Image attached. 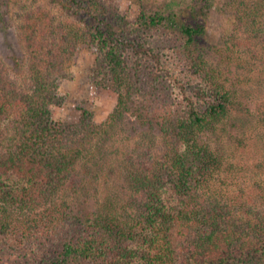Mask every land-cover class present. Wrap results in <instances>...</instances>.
<instances>
[{
    "label": "trees",
    "instance_id": "obj_1",
    "mask_svg": "<svg viewBox=\"0 0 264 264\" xmlns=\"http://www.w3.org/2000/svg\"><path fill=\"white\" fill-rule=\"evenodd\" d=\"M36 1L17 9L16 31L31 53L24 83L0 61V236L31 243L33 264H264V195L257 201L242 190L218 193L228 166L209 142L232 110L250 111L226 68L242 71L257 56L263 64L264 0H224L232 27L216 43L204 39L206 5L172 0L168 9L142 10L131 22L116 0ZM136 30L176 40L203 109L188 98L181 113L165 107L157 93L162 54L132 38ZM91 46L98 53L92 81L117 93L116 106L99 124L86 108H78L75 121H57L53 107L63 98L56 79L79 48ZM130 110L127 127L137 136L117 156L119 194L106 195L83 217L57 212L62 192L95 177L92 150L105 135H121ZM253 110L244 115L264 134V103ZM38 211L39 219L20 226L12 216Z\"/></svg>",
    "mask_w": 264,
    "mask_h": 264
},
{
    "label": "rangeland",
    "instance_id": "obj_2",
    "mask_svg": "<svg viewBox=\"0 0 264 264\" xmlns=\"http://www.w3.org/2000/svg\"><path fill=\"white\" fill-rule=\"evenodd\" d=\"M25 1L28 0H0V14H3L4 18V23L0 21V61L8 74L16 77L21 84L24 83L25 72L27 73L31 57L27 40L16 31L17 9ZM29 1L37 3L36 0ZM39 1L44 2V0ZM171 1L140 0L138 3L134 0H116L114 4L122 16L133 22L142 10L152 13L166 7L168 9V4ZM174 1V4L186 8L193 3L196 6L206 5L209 7L206 15L207 29L204 36L207 43H216L221 35L230 32L232 17L224 5V0ZM53 6L52 4L51 7ZM53 12L55 15H59L56 9ZM133 34L132 38H137L145 45L149 41L153 52L162 54L163 60L159 68V80L162 79V86H158L157 93L164 103L168 104L164 106L170 107L169 110L177 109L181 113L185 110L186 98H188L194 102L197 109H203L202 101L194 97L198 85L197 80L190 69L186 67L176 40L167 33L164 35L161 31L155 30L143 32L136 30ZM165 37L170 43L165 42ZM97 54V50L93 46L79 48L74 53L65 75L57 77V92L63 98L62 103L53 107L54 119L57 121H75L80 114L78 108H86L92 112L94 122L99 124L113 112L117 103V93L112 89L97 86L92 81V71L95 67ZM211 55L212 58L215 57L213 53ZM242 56L244 61L249 60V56L245 54ZM258 57L251 61L254 62L253 65L244 66L242 71H240L241 68L234 67L232 64L226 68L227 71H230L228 74L230 82H234V86L241 93L243 92L242 96L247 99L246 107L250 111L246 113L238 111V109L232 110L229 118L222 124V129L209 136L213 150L219 151L224 156L228 166L227 171L223 173V181L218 182L219 185L216 186L218 193L225 195L227 192L233 194V192L238 193L242 190L257 201L260 200V194L264 195V134L263 130L256 126L253 116L244 114H254L253 109L258 104L264 103V60L261 64L262 59ZM145 65L149 66L150 63L143 59L142 66L146 69ZM237 76L241 78L240 83L236 82L237 79L234 78ZM139 96L146 97V94L142 93ZM132 106L135 107V104L133 103ZM139 110L143 114H148L143 108ZM161 110L162 108L159 109V111ZM130 112L131 110L124 113L126 119L123 120V123L126 124L122 125V136L119 134L108 138L105 135L106 140L92 150V158L95 162H93L94 172L90 177L92 175L95 177L91 178L84 187H74L62 192L56 200L57 212L83 217L89 215L95 209L96 204L106 195L119 194L117 187L121 171L117 156L124 146H130L137 136V133L127 127L128 124H132L131 121L134 118ZM139 130L146 131L147 128L139 127ZM149 134L150 137H156L159 131L151 128ZM41 214L43 211L29 215L15 212L12 213V216L19 220L18 225L20 226L25 223L23 220L39 219ZM34 249L35 247L31 243L23 244L15 235L0 236V264H33Z\"/></svg>",
    "mask_w": 264,
    "mask_h": 264
}]
</instances>
